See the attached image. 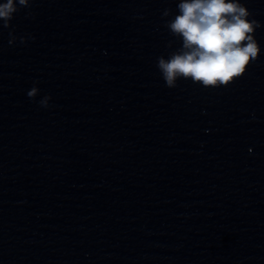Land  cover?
<instances>
[{
  "label": "clouds",
  "instance_id": "9594fccd",
  "mask_svg": "<svg viewBox=\"0 0 264 264\" xmlns=\"http://www.w3.org/2000/svg\"><path fill=\"white\" fill-rule=\"evenodd\" d=\"M30 0L0 2V20L8 27L20 7ZM178 14L167 22L170 33L182 46L167 59H158V69L173 88L178 79H191L203 87L227 86L245 73L250 61L258 58L261 48L255 31L261 25L249 19L251 13L240 0H179ZM169 10L164 15L168 16ZM33 88L27 93L36 94ZM46 97L42 104H47Z\"/></svg>",
  "mask_w": 264,
  "mask_h": 264
}]
</instances>
